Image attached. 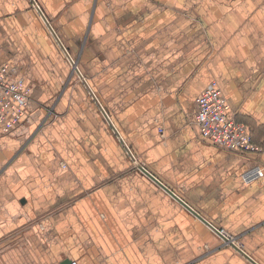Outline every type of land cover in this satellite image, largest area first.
I'll list each match as a JSON object with an SVG mask.
<instances>
[{"label": "crops", "instance_id": "obj_1", "mask_svg": "<svg viewBox=\"0 0 264 264\" xmlns=\"http://www.w3.org/2000/svg\"><path fill=\"white\" fill-rule=\"evenodd\" d=\"M37 1L0 0V264H264V0ZM213 80L261 151L202 136Z\"/></svg>", "mask_w": 264, "mask_h": 264}, {"label": "built area", "instance_id": "obj_2", "mask_svg": "<svg viewBox=\"0 0 264 264\" xmlns=\"http://www.w3.org/2000/svg\"><path fill=\"white\" fill-rule=\"evenodd\" d=\"M65 52L68 61L81 76L82 72L76 59L67 49ZM15 71L16 68L10 64L0 67V123L5 132H11L22 125L31 101V87L25 85L22 79L16 78ZM195 123L202 136L214 143L232 150H262V147L253 141L249 126L239 121L232 113L231 105L216 80L211 81L197 98ZM263 175L264 168L254 166L244 171L242 177L245 182H252ZM217 229L218 233L224 236V240H235L234 235L224 229ZM68 264L79 263L71 261Z\"/></svg>", "mask_w": 264, "mask_h": 264}, {"label": "water", "instance_id": "obj_3", "mask_svg": "<svg viewBox=\"0 0 264 264\" xmlns=\"http://www.w3.org/2000/svg\"><path fill=\"white\" fill-rule=\"evenodd\" d=\"M32 2L34 3V5H35V7H37L38 9H39V11H40V13L45 17V19L47 18V16L43 13V11H42V9H41V7L39 6V3L36 1V0H32ZM51 28H52V30L54 31V29H53V27L51 26ZM55 32V31H54ZM55 35H56V37H57V40H58V42L60 43V45L61 46H63L62 44V42H61V40H60V38L58 37V35H57V33H55ZM81 73V72H80ZM81 77L82 78H84V75L81 73ZM132 156H133V154L132 153H130ZM144 169V168H143ZM147 172V171H146ZM151 176H153V175H151ZM154 177V176H153ZM156 180H157V178L156 177H154ZM184 202V201H183ZM189 208H191L192 209V207L191 206H189L187 203H185ZM193 210V209H192ZM196 212V211H195ZM197 214H198V212H196ZM199 216H200V214H198ZM201 217V216H200ZM202 219H204L205 220V218H203L202 217ZM215 228V227H214ZM216 229V231L218 230L217 228H215ZM241 251H243V249H240ZM244 252V251H243ZM68 262H70V261H67V263L66 264H68Z\"/></svg>", "mask_w": 264, "mask_h": 264}, {"label": "rangeland", "instance_id": "obj_4", "mask_svg": "<svg viewBox=\"0 0 264 264\" xmlns=\"http://www.w3.org/2000/svg\"><path fill=\"white\" fill-rule=\"evenodd\" d=\"M37 1V0H36ZM38 2V1H37ZM34 4V3H33ZM35 6V5H34ZM39 6L41 7V4L39 3ZM231 234V233H230Z\"/></svg>", "mask_w": 264, "mask_h": 264}]
</instances>
